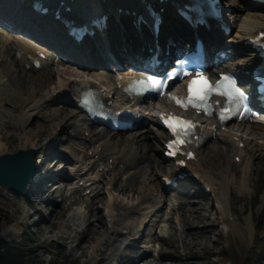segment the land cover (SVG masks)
I'll use <instances>...</instances> for the list:
<instances>
[{
  "label": "rangeland",
  "instance_id": "obj_1",
  "mask_svg": "<svg viewBox=\"0 0 264 264\" xmlns=\"http://www.w3.org/2000/svg\"><path fill=\"white\" fill-rule=\"evenodd\" d=\"M28 3L30 5L29 1ZM246 16L244 13L237 15L236 24L247 18L260 21ZM1 31L8 32L6 29ZM10 47L14 56L24 53L18 44L12 43ZM241 55L236 54V56ZM106 62L111 63L109 60ZM53 66L55 65H51ZM20 67L22 72L17 81L7 88L0 89V148L2 147L3 152H14L26 145L30 147V143L34 142L37 157H44L50 151L53 154L64 155L56 158L54 161L56 165L52 170H47L50 177L60 176L52 180L49 178V186L54 192L52 195L46 193L45 203H39L38 198L30 194L24 198L0 184V237L9 242L26 238L28 243L33 245L34 261L37 264H95L109 255L118 237L120 238L118 243L125 240L127 243L133 242L137 248L151 250L150 262L147 264H234V260L225 261L212 255L234 246L243 256H247L254 249L256 240L264 238V233L258 235L259 229L255 225V217L264 214V148L261 150V147L255 143L258 146V148L253 147V150L258 152L255 160L243 166L235 165L225 174L223 180L215 178L213 186L217 188L219 197L224 202L222 206L217 203L213 192L204 191L201 182L187 181L181 185V189L179 187L180 191H173L167 196L164 194L166 192L161 193L162 198L169 197L175 200L172 210H166L164 206L152 205L150 210L144 208L133 212L130 210L132 202H137L139 197L133 191H125L121 187L131 181L132 184L137 182L139 175L134 174V167L131 168L135 165L123 167V164L119 163L114 167H105L103 163L100 166L96 164L88 171L87 176V178L96 177L95 179L85 182L76 177L72 162L76 160L83 162L87 159V162H90L94 142H88L86 147H81L70 137L72 105L65 104L63 108L59 104H48L36 117L27 119L24 118L27 115H22L24 111L22 109L27 107L24 97L29 92H33L37 97L40 94L45 95L46 85L57 78L58 74L64 73L61 68H55V71L50 68L38 69V72H35L22 65ZM98 69L107 71L105 66H100ZM148 111L145 116L151 120H147L146 126L164 133L153 123L152 119H155L157 114L155 108L147 109ZM94 127L97 125L92 123L90 129ZM252 129V131L250 128L238 129L232 124L225 128V130L244 133L243 135L250 139L264 131L259 126ZM119 132L126 136L131 133ZM85 134L88 135V132ZM257 137L261 136L257 135ZM254 139L259 143L264 141V138ZM155 140H151L150 143L161 149L159 154L162 159L163 141ZM90 145L92 150L89 151L87 148ZM74 149L80 151L72 152ZM83 154L86 155V160L82 159ZM227 157L229 155L224 144L214 139L209 144L203 162L211 166L222 163L223 166ZM106 158L107 155L103 161ZM53 159L54 157L50 160ZM112 160L110 158V162ZM167 162L162 159L163 164ZM250 163L252 167L246 171L244 167ZM45 172V168H41V173L45 174ZM96 172L99 176H96ZM141 184H146L148 188L147 182ZM156 193L157 190L153 195L155 196ZM63 195L71 196L66 202H71L70 205L60 202ZM179 201L185 202L187 205L185 209H178L175 206ZM189 201H193L190 207L187 204ZM37 206H40L42 211L38 209L32 217ZM147 210H149V214H146L148 217L145 216ZM99 220L103 222L102 228L91 233L90 228ZM140 220H143L142 223L139 222ZM112 221L119 227L117 232L112 228ZM36 222L38 224L33 225ZM134 233L138 234L132 235ZM65 234H70V238L65 239ZM139 236L150 239L149 244L139 240ZM80 244H83L81 249ZM99 248L104 250H98ZM154 249L162 250L165 254L156 255ZM261 253L264 255V245L261 246ZM142 262L144 260H140L139 264ZM255 263L261 262L257 260Z\"/></svg>",
  "mask_w": 264,
  "mask_h": 264
},
{
  "label": "bare ground",
  "instance_id": "obj_2",
  "mask_svg": "<svg viewBox=\"0 0 264 264\" xmlns=\"http://www.w3.org/2000/svg\"><path fill=\"white\" fill-rule=\"evenodd\" d=\"M148 1H151L152 3L156 2L157 6L164 7L162 15L165 19V23L162 26L160 37L164 36V39L170 38V53L165 55V59H167L170 54L177 51L180 46V42H182L186 36H194L195 31L187 26V22L181 20L175 13H173L174 9L170 5L169 1ZM220 2H222L227 14L229 15L227 20L231 25L230 32L223 33L222 31H219L216 26L212 27L210 30L199 26L196 28V33H201V36H204L209 48L212 45H216L214 51L220 48H229L226 56L229 58V70L234 71L242 77L247 69H252L258 62L255 53H245V50L248 48L245 45V41L257 32L264 30V13H262L264 12V5L257 4L252 0H220ZM138 3V0H75L76 11H83V9L90 5V9L93 12H95L100 6H111L110 9L112 10L116 6L129 8L130 5H138ZM260 11L262 12L259 13ZM241 13L247 15L246 17H254L260 21L247 18L237 25V15L239 16ZM115 15L118 16V20L121 22L120 24ZM133 19L134 16L132 13L117 12L113 10L112 14L109 15L108 29L105 32H100L97 36L86 39L84 42L78 44L66 35L64 28L59 24V22L53 20L51 16L40 17L34 14L26 2L20 4L18 3V0H0V20L14 23L13 26L7 27L8 32H2V29H0V89L7 88L17 81L16 79L20 77V73L22 72L20 65L26 67L29 63H31L32 71L38 72L33 65V59L37 57V51L41 48L40 46L45 45L47 47H51L52 52L47 54V58L40 59L42 62L41 68H50L54 70L55 68L60 67L64 73H60L57 76L55 75L57 78H54L52 82L46 85L47 88L45 95L40 94V96L37 97L33 92H29V94L24 97L26 102L25 106H27L25 109H22L24 110L22 115H27V117L24 118L31 119L33 116L36 117L38 113L41 112V109L46 107L48 104H59L63 108L65 104L72 105L71 96L73 95L74 101L79 99L80 91L85 85H90L99 89L102 88L108 95L112 94V97L109 98L112 100V102L108 105L109 107H112L115 110H121L125 107H129L131 99L126 98L123 88L127 86L130 79L135 76V73L140 72L139 69L143 62H139L137 66L139 69H135L136 67L134 65H129L125 61L127 59L133 61L137 59L136 56L140 41L147 38V36H150L151 40H153V34H150V29L147 26H144V24L142 28H137L132 24ZM12 31L15 33L12 34ZM12 43H15L16 45L18 44L24 53L14 56L13 51L11 50L12 48L10 47ZM55 54H60V59L57 61H55L54 58ZM235 54L242 55L235 56ZM64 56H67L66 60L64 59ZM80 57L82 59L88 57L92 60H99L96 64L97 66L103 64L105 66L106 60L113 63L115 59L119 61L118 66H116L119 71V75L113 74L107 66V71L99 70L98 67L92 70V68H90L92 65L85 67L83 62H80ZM67 63L69 64L67 65ZM220 63L221 62H219V64ZM70 64L75 66H71ZM51 65L55 66L51 67ZM242 65H244V68ZM219 67H222V65H219ZM77 68H80L81 70H78ZM11 89H13V86ZM156 102L162 107L168 106V103L164 98H157ZM152 104V102H147L145 113H149V111L147 112V109L151 108ZM71 111L72 117L70 119V126L72 127V132L70 137L72 140H75L79 145H81V147H86V143L88 142H94V149L92 152L93 155L89 158L91 160L90 162H87L88 159L86 160L85 154H83L82 159L86 161L80 162L79 160H76L72 162V165L75 168L74 173L76 174V177L80 180H84L85 182L95 179L96 177L87 178V176L89 174L88 171L93 169L96 164V166H100L103 163L105 167H114L119 163H122L127 167L135 165L131 168L134 167V174L139 175L137 182L132 184L131 181L127 183L126 186L121 187L125 191H133L139 197L137 202H132L133 205L130 210L134 212L144 208L149 209L152 205H158L160 207L164 206L166 207V210H172L174 208L173 202L175 200H171L169 197L162 198L161 193H164L163 191H165L163 188L164 180L162 177L178 174V166L175 165L174 160L163 164V158L161 159L159 154L161 149L150 143L151 140L156 139L160 142L163 141L162 144L163 147H165L164 142L167 140V136L164 133L154 131L152 128L147 127L146 124H143V122L141 124L138 122L139 125L137 124V126L132 129V131H130L131 133L127 134V136L121 134L120 132H112L106 126V129H103V127L99 129L97 127L90 129L93 121L80 108V106L73 105ZM153 114H151V116H153ZM152 120L154 125H156L158 118ZM213 122H215L214 119H212L210 127L207 126L203 131L202 134H204V138H202L203 140L196 146L197 159L189 160L187 163V170L193 171L194 175L189 176V174H186L182 180H185L186 182H201L204 185H209L211 187V191L216 196L217 203L222 206L224 205V202L219 197L217 188L213 186V182H215L216 179L223 180L225 174L229 173L235 165L243 166L255 160L258 152L257 150L255 152L253 147L256 146V143L262 150L264 148V141L259 143L258 141H255L254 138H264V131L257 134L261 137L254 135V137L250 139L248 136L245 137L243 135L244 133L242 134L236 131L233 132L231 130H223L222 125H219L217 129H214L211 126ZM233 126L238 129L241 127L243 129L250 128L252 131L253 127L258 126L264 129V122H239L233 123ZM85 131H89L88 141L83 138ZM214 136L224 144V147L229 155L223 166L222 163H218L219 165L216 166H211V164L203 162L209 144ZM241 141L245 142V145L242 147L240 146ZM258 146L256 147L258 148ZM31 147H35L34 142L33 144L30 143V147H27L26 145L22 148L26 149ZM91 147L92 145H90L87 149L90 151L92 150ZM79 151L80 150L78 149H74L72 152L78 153ZM0 152V154L5 153L3 152L2 147L0 148ZM81 153L83 152L81 151ZM106 155L107 158L103 161V158ZM238 155L241 156L240 162L236 161V156ZM62 156L64 157L63 154H53L51 151L44 157L38 156L37 170L35 171L27 190L20 195L27 198L30 194L31 196H36L39 203H45L46 201L44 196L46 193H50V195H52L54 192V190H52L49 186V178L52 180V178H59L60 176L54 175L50 177L47 174V170H52L56 165L54 162L56 158ZM157 156L159 159L156 158ZM52 157H54V159L50 160ZM110 158L113 159L111 162ZM251 165L252 164L250 163L248 166L244 167V169L249 171V168L252 167ZM41 168H45L46 170L43 175L41 174ZM86 168L88 169L85 171ZM96 176H99V173L96 172ZM143 179L148 183V188L146 187V184H141L140 180ZM152 186H154L153 189ZM155 190H157V193L154 196L153 194ZM178 190L179 188L175 191ZM164 194L167 196L171 193ZM70 197L71 196L63 195L60 202H64L65 205H70L71 202L66 203ZM187 204H189L190 207L193 205V201H189ZM185 205L184 201H179L175 206L178 209H185L187 206ZM38 209L42 211L41 207L37 206L34 213H32V217ZM149 210L145 212V216H147V213L149 214ZM142 221L140 220L139 222L142 223ZM37 224V222L33 223V225ZM92 224L90 223V225ZM102 225L103 222L101 220H99L96 225H92L90 228L91 233L99 230L98 228ZM112 228L116 232L119 229L114 221H112ZM135 234L137 235L138 233H134L132 235ZM64 238L69 239L70 234H65ZM138 239L143 243H147V245L149 244L148 242L150 239L140 236ZM118 240H120L119 237L116 238V241L110 249L109 255L104 258L103 261H95V264H139L140 260H144L142 264L150 262L149 256L151 254V250H148L147 248H137L133 242L127 243L125 240L118 243ZM78 244L79 242L77 245ZM123 244H125L124 247H122ZM79 246L80 249L83 248V244H80ZM102 249L103 248H99L98 250ZM154 250L156 251V255L160 253V256H163L165 254L162 250ZM117 256L118 258H115ZM95 259H97V257Z\"/></svg>",
  "mask_w": 264,
  "mask_h": 264
},
{
  "label": "snow or ice",
  "instance_id": "obj_3",
  "mask_svg": "<svg viewBox=\"0 0 264 264\" xmlns=\"http://www.w3.org/2000/svg\"><path fill=\"white\" fill-rule=\"evenodd\" d=\"M131 84L136 86L137 91H142L147 88L160 90L166 87V81L155 77L142 78L138 81L131 82ZM187 90L188 95L185 97H171V99L176 101L178 106L185 109L192 107L206 110L209 107L208 100L212 95L226 97V103L228 105H240L246 99L244 91L236 85L234 80L227 76L222 77L220 81L210 82L206 77H203L202 74H198V78H194L190 81ZM230 110L229 107L224 108L220 115L221 120L228 118L225 113ZM208 114L211 113L209 112ZM164 123L176 137L175 140L169 142V148L184 144L186 140L181 139V136L187 137L196 127L192 121L175 116L164 119ZM174 154L175 151L169 153V155Z\"/></svg>",
  "mask_w": 264,
  "mask_h": 264
},
{
  "label": "trees",
  "instance_id": "obj_4",
  "mask_svg": "<svg viewBox=\"0 0 264 264\" xmlns=\"http://www.w3.org/2000/svg\"><path fill=\"white\" fill-rule=\"evenodd\" d=\"M258 235L264 233V214L255 217ZM263 237V236H262ZM264 245V238L256 240L254 249L247 256H243L234 246L213 254L212 257H220L223 260H234V264H256L258 260L264 264V255L261 253V246ZM33 245L28 243L26 238L19 241L9 242L0 237V264H37L34 261Z\"/></svg>",
  "mask_w": 264,
  "mask_h": 264
},
{
  "label": "water",
  "instance_id": "obj_5",
  "mask_svg": "<svg viewBox=\"0 0 264 264\" xmlns=\"http://www.w3.org/2000/svg\"><path fill=\"white\" fill-rule=\"evenodd\" d=\"M37 150L19 148L0 154V184L23 194L36 171Z\"/></svg>",
  "mask_w": 264,
  "mask_h": 264
}]
</instances>
